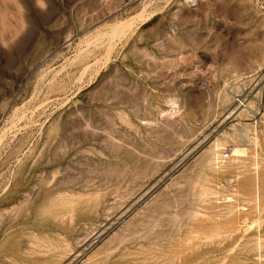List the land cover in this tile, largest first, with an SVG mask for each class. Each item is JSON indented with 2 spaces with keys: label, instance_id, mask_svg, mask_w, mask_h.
I'll use <instances>...</instances> for the list:
<instances>
[{
  "label": "rangeland",
  "instance_id": "374dc122",
  "mask_svg": "<svg viewBox=\"0 0 264 264\" xmlns=\"http://www.w3.org/2000/svg\"><path fill=\"white\" fill-rule=\"evenodd\" d=\"M0 264H264V0H0Z\"/></svg>",
  "mask_w": 264,
  "mask_h": 264
},
{
  "label": "clouds",
  "instance_id": "9594fccd",
  "mask_svg": "<svg viewBox=\"0 0 264 264\" xmlns=\"http://www.w3.org/2000/svg\"><path fill=\"white\" fill-rule=\"evenodd\" d=\"M170 104L172 105V106H177L178 105V101L176 100V99H170Z\"/></svg>",
  "mask_w": 264,
  "mask_h": 264
},
{
  "label": "built area",
  "instance_id": "2783aa9c",
  "mask_svg": "<svg viewBox=\"0 0 264 264\" xmlns=\"http://www.w3.org/2000/svg\"><path fill=\"white\" fill-rule=\"evenodd\" d=\"M229 155V152H224V156H228Z\"/></svg>",
  "mask_w": 264,
  "mask_h": 264
}]
</instances>
